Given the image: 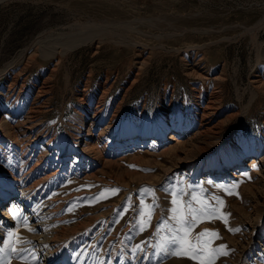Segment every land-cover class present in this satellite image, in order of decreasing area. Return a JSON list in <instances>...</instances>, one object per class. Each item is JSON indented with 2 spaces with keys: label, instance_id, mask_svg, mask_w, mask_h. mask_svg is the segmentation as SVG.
<instances>
[{
  "label": "rangeland",
  "instance_id": "1",
  "mask_svg": "<svg viewBox=\"0 0 264 264\" xmlns=\"http://www.w3.org/2000/svg\"><path fill=\"white\" fill-rule=\"evenodd\" d=\"M92 20L101 25L112 22L110 27H116L115 22L118 25L126 22L127 26L114 28L117 33L112 34H116V40L124 35L130 42L141 41L147 45L104 42L95 48L86 43L58 62L38 54L23 74L21 68L5 70L37 37L70 35L79 31V24ZM106 20L110 22H104ZM191 47L201 48L196 51ZM32 54V49L27 52V56ZM195 56L203 57L200 76L191 75L186 66L192 64ZM219 75L220 110L216 116L219 127H215L213 136L198 140L200 145L188 162L212 154L225 163L235 157L228 147L246 153L247 158L255 152L264 153V91L260 90L251 107H246L250 101V80L264 81V0H0V163L7 171L4 177L0 176V183L24 167V161L15 160L22 151L31 165L42 159L44 167L39 172L36 170L42 176L44 169L55 168L57 163L53 161H61L59 154L72 152L71 142H75L79 129L89 130V138L106 130L99 148L105 149L102 151L104 159L118 166L96 173L97 178H88L84 173L78 174L77 166L84 163L90 173L97 172L104 159L98 162L82 152L81 160L66 159L63 165L66 170L38 182L39 187L30 193V196L37 194L32 211L50 219L45 230L71 227L100 215L79 230L80 243L61 261L69 264H197L188 258L157 255L152 247L157 242V225L170 216L171 193L179 191L188 200L192 193H199L212 207L216 206L212 198L218 197L225 205L222 211L230 214L227 223L221 219L205 220L192 229L193 237L205 229L219 234V238H204L211 239L212 248L223 246L214 264H264V241L256 238L257 232L264 230V207H260L263 215L254 222L253 229L248 224H238L233 216L234 205L252 211L247 188L257 184L254 179L248 176L217 182L212 178L204 179L200 175L203 172L200 170L205 169L203 159L198 169L192 168V175L184 169L163 174L156 166V163L169 165L168 157L162 152L163 138L156 136L158 131L163 129L168 135L171 126L179 124L181 131L195 132L200 126V110L206 106L207 93L214 90L209 79ZM45 78H50L47 80L49 92L37 99V89ZM18 96L19 103L27 98L30 105L35 98L37 105L49 102L48 111L37 116L43 125L34 138H29L22 127V122L28 119L27 108H19L17 116L3 109ZM13 129L18 130L17 137L21 139L9 133ZM114 136L118 139H111ZM144 136L145 144L142 143ZM129 137L132 141L125 145L122 141ZM56 138L64 145L59 151H56ZM151 139H154L153 145L149 144ZM47 141L49 149H44ZM111 171L122 179H117ZM132 173L151 177L160 174V178L152 180L150 177L141 182L132 180ZM145 188L154 190V196L145 193ZM109 189L120 191L113 194L106 191ZM229 191L233 194H228ZM101 193H105L106 198L96 199ZM141 200L159 205L152 226L143 232L138 227ZM47 209L49 213L45 212ZM14 231L21 233L20 228L10 232ZM29 232L31 237L28 238L27 233H19L27 243L15 246L26 250L22 255L34 257L30 263L39 264V241L35 234L40 231ZM5 239L1 249L9 245L8 234ZM136 245H142L143 251L134 252ZM4 255L0 253V258ZM6 255H10L9 264L20 259L10 251Z\"/></svg>",
  "mask_w": 264,
  "mask_h": 264
},
{
  "label": "bare ground",
  "instance_id": "2",
  "mask_svg": "<svg viewBox=\"0 0 264 264\" xmlns=\"http://www.w3.org/2000/svg\"><path fill=\"white\" fill-rule=\"evenodd\" d=\"M104 22H110V21L106 20ZM111 23H103L102 22V25H101L99 22H95V21L93 22V20H92V22H88L85 24H79V28H78L79 31L71 33L70 35H66V36L60 35L57 37H50V36L37 37L32 42L30 47L27 48L21 54V56L16 61L13 62V64L12 63L10 64L12 67L9 65L8 67L5 68V70H9L12 68H21L20 70L23 74V72H25V70L28 69L30 61H34L36 55H38V54H40L45 59L53 58V59H55L56 62H58V61H60L62 56L66 55L68 52L74 50L75 48L76 49L79 48L80 46H82L86 43L91 44V45H95V48H99V45L104 43V42H108V43L120 42V43H125V44L133 43L135 46H139V47H145L147 45L141 41L130 42L128 40V38L124 35H120V37H119L120 40H116V34L115 35L112 34V32L114 33L117 31V30L115 31L114 28H117L118 26H124V25L127 26V23L126 22H120L118 25L115 22L113 24L116 27H110ZM89 29L91 31L90 32L88 31L89 33H86L85 30H89ZM104 29H109V30H111V32L110 31L108 32L107 30H104ZM207 29L213 30L212 28H209V27H207ZM137 32L139 33V31H137ZM120 34H122V33H120ZM118 35H119V33H118ZM159 47H161V46H159ZM146 48H148V46ZM191 48H193V49L196 48V51H197V49H199L201 47H191ZM31 49L34 51V54L27 56V52ZM202 59H203V57L196 58V56H195V58H192L193 62L191 65L187 63L186 66H188V68L187 67L186 68L190 71L191 75H199L200 76V74L202 72L200 71L199 65L203 61ZM1 72H3V71H1ZM21 72H18V73H21ZM50 78H48V79H50ZM219 78L221 79L220 75L209 79L210 87L212 86L214 90H212L210 93H207L206 106L202 107V109L200 110V116H201L200 126L198 127V129L195 132L189 133V131H181V127L178 126L179 124L176 125L175 127L174 126L173 127L171 126V128L169 127L171 131L168 130L169 131L168 135L166 134V131L163 129L162 130L160 129L158 131L159 134H156V136L160 135V137L163 138V141H164L163 147L164 148H163L162 152L164 153V155L166 157H168L169 165L166 166L167 163H165L166 165L156 163V166H158L160 168V170L162 171L163 174H168L174 169H181V170L184 169L185 173L192 175L193 174L192 168L195 167V169H198L200 164H203V163H200V161H202V159H203L205 161V164H204L205 169L200 170V171H203L202 174H200V175H201V177L204 176V179L212 178L217 182V181L223 180V179L224 180H227V179L233 180V179L239 178L241 176L251 177V179H254L253 181H255L257 183L256 185L250 186L247 188L248 189L247 194L249 196H251L249 198L252 200V203H253L252 204V211L247 212V210L245 209L244 206L240 207L238 205H234L233 206V207H235L234 210H236L239 214L235 211V214H233V216L236 219V222H238V224L240 222L245 223V224H248L251 229H253L252 226L254 225V222L256 220H258L260 217H262V215H263V212L261 213L259 209H260V207L261 208L264 207V153L260 154V152H255L252 154L253 155L252 157L247 158L246 153L239 152V151L233 149L232 147H228L229 150H231V151H233V153H235V157H233V158L230 157V159H228L225 163H223L222 160H220L219 156H213L212 154L211 155L206 154V155H204L205 158L204 157L199 158L195 162L194 161H192V162L187 161L192 156V154L196 151V149L199 147L200 144L199 145L197 144L198 140H203L205 137L214 134L215 133L214 129H217L219 127V126L217 127V125H216V116L219 114V110H220V106L218 105V101L220 99V96L217 93V89L219 90V86H217V85H219L218 84L219 82L217 80H219ZM45 79L42 82L43 84H41L40 87H38V89H37V94L35 95L37 99L42 98L43 96H45V94L47 92H49L48 91L49 86H48V82H47L48 79H46V80ZM203 79H205V78L203 77ZM249 84H250L249 85L250 87L248 90L251 93H250V101L246 105L247 108L251 107L252 103L258 97L259 91L260 90L264 91V81L262 82L259 79H251ZM19 98H20L19 96L17 98H15L14 99L15 101L10 103L9 107L5 106V107H3V109L6 108L7 112L8 111L13 112L15 114L14 116H17L19 114L18 113L19 110H21V109L25 110L27 108L28 110L26 112V115H27L26 119L27 118L28 119H27V121L22 122V127L24 128V129L23 128L22 129H23V131L26 130L25 134H28L29 138H34L40 134L41 130H39V129L43 125V124L41 125V121H39V118L37 116L42 115L43 113H46L48 111V109H49L48 103L49 102L48 101H42L40 105H37V104H35L37 101L35 98V100H33L31 105H30V104H28V101H29L28 98L26 99V101L22 100L21 103L18 102ZM19 108H21V109H19ZM102 108H104V107H102ZM199 108H201V107H199ZM95 109L97 110V107ZM96 110H94V112H92L93 119H95V116L97 115L95 113ZM5 115H7V113H4V116ZM219 123H218V125H219ZM10 126H11V124H10ZM13 127H14V125H13ZM215 127H217V128H215ZM7 128H9L8 125H7ZM9 129H11V128H9ZM17 131L18 130L13 129V130L9 131V133H11V135L13 137H17L18 136V134L16 133ZM77 133H78V136L75 138V142H71V145H72L71 151L72 152L68 153L69 152L68 151L67 153L63 152V153L59 154L58 158H60L61 161H59L57 159H56L57 161H53L54 163H57V165L54 164L55 168L51 167L52 169H50V170L44 169L43 175L40 176V174L37 173V171L38 172L41 171V169L44 167V163L42 162V159L40 158L35 164L31 165V161L29 160V158H27V156H25L24 152L22 151V153H20V156L16 157L17 159H15V160H19V161L22 160V162L24 161V163H25L24 167L25 168L21 167V169L16 170V172H13L12 174H10L4 183H0V207L2 208L1 209V215H0V245L3 244L4 241L6 240L5 236H7V234H9L10 231L13 230L14 228H20L21 233L22 232L27 233V238L31 237V233L29 231L32 232V231L37 229L40 231L39 234H35L38 236L36 240L39 241V247H38V251H37V253L40 256L39 258H41L39 264H69L67 261L64 263L65 260L61 261V259L67 258L68 255H70V252L73 250V248H75L76 245H78L80 243L79 239L77 237L79 234V230H81V228L85 227L86 225L89 226L90 224H92V221H94L96 218H98L100 216V215H98V216L94 215L92 217H89L87 221L85 220L79 224H76V225L74 224V226H71V227L64 226L61 228H56V229L54 228L53 230H45L44 226L46 224L50 223V219L48 221V219L44 218V215H42V214L37 215L31 209V207L33 208V205L36 202V201L34 202V199H36L37 194L30 196V193L33 192L35 190V188L39 187L37 185L38 182L47 181L48 178L52 179V177L54 178V176L59 171L63 172L64 170H66V168L63 166L67 162V161H65L66 159L74 158L77 160L78 159L81 160L82 157L80 154H82V152H87L88 155L93 157L98 162L100 160L104 159L103 153H105V152H102V151L103 150L105 151V149L103 147L99 148V144L101 142V139L103 138L102 137L103 134L106 133V130H102L97 136L91 135L90 138L88 137L89 130L84 131L83 127H82V129H79V131ZM23 135H24V133H22V136ZM18 138L19 137H17V140H18ZM19 139H21V138H19ZM111 139H118V137L114 136V138L112 137ZM140 139L142 140L141 136H140ZM146 139H147L146 136H144L142 143L145 144ZM55 140H56L55 144L57 145V148L55 147L56 151L57 150L59 151L61 145L62 146H64V145L60 139L56 138ZM153 140L154 139H151L149 144L152 143V145H153V142H154ZM131 141H132V137H129V138L124 139L122 142L126 145L127 143H130ZM46 144H47V146L44 147V149H49L50 145H48L49 144L48 141L46 142ZM144 144L142 145L143 147H144ZM100 146H102V145H100ZM136 146H135V148H136ZM21 148H22V146H21ZM23 148L21 150H23ZM153 148H154V146H153ZM147 150H149V149H147ZM144 152H145V150H144ZM225 154L229 155L231 153L225 152ZM27 155H28V153H27ZM51 155H53V154H51ZM55 155H56V153H55ZM15 156H16V154H15ZM62 156H64V157H62ZM65 156H68V157L65 158ZM108 159H110V158H108ZM164 159L166 160V158H164ZM165 160H164V162H165ZM49 163L50 162H48L47 164L49 165ZM115 166H118V164L115 163L114 161L104 159V162L102 161V166L98 169V171L96 169L97 172L90 173L89 169H87L84 166V163H82L81 165L79 164L77 166L78 167L77 171H78V174L80 172L84 173L83 175L88 177V178H97L96 173H98V172L104 173L106 169H112ZM48 167H50V165ZM22 170L24 171V174H22ZM6 172H7L6 167L2 163H0V176L4 177L3 175H6L5 174ZM69 172H71V171H69ZM111 173L114 176L116 175L113 171H111ZM134 174L135 173H132L130 178L132 180H137V181H141V182L146 180L147 178L151 177V176H142V175H138V174H136L134 176ZM154 175L151 177V179L152 180L153 179L159 180L160 174H159V177H154ZM115 177H117V175ZM117 179L121 180L122 178L117 177ZM151 179H150V181H151ZM216 185H218V184H216ZM245 186H247V185H245ZM245 188H244V190H245ZM250 204H251V201H250ZM14 211H17V213L14 214ZM45 212L49 213L48 209ZM236 214H237V216H236ZM235 219H234V221H235ZM25 221H27V227L24 224ZM32 221H35V222L31 223ZM29 228H31L32 230L28 231ZM19 233L20 232H18V234ZM252 234H254L253 231H252ZM256 235H257V237H256L257 239H259L260 241H264V230H262L260 233L257 232ZM63 240L66 243L63 245H60L61 241H63ZM5 245H7V244H5ZM61 247H63V248L57 253V255L53 259V255ZM0 249H1V246H0ZM17 257L18 256H15V258H17ZM13 264H23V262L21 259L17 258V260H14ZM30 264H33V263H30Z\"/></svg>",
  "mask_w": 264,
  "mask_h": 264
},
{
  "label": "snow or ice",
  "instance_id": "3",
  "mask_svg": "<svg viewBox=\"0 0 264 264\" xmlns=\"http://www.w3.org/2000/svg\"><path fill=\"white\" fill-rule=\"evenodd\" d=\"M106 191L115 194L120 190L109 189ZM143 191L145 193H152L154 196V190L145 188ZM228 194L233 193L229 191ZM171 196L172 207L169 209L170 216L156 227L155 235L157 242L152 245L155 253L157 255L163 254L178 258H188L196 261L197 264H214L216 256L222 254L223 246L221 248H212L211 239L205 240L204 238H219V234L208 229H205L195 237L191 233L196 224L202 223L205 220L221 219L227 223L230 214L222 211L225 207L223 200L213 197L212 199L215 201L216 206L212 207L209 201L199 193H192L190 200L185 199L179 191H173ZM100 198H106L105 193H101L100 197L96 199ZM140 204L141 210L138 217V227L143 232L152 226V218L159 205L156 203L149 204L144 200H141ZM124 211L126 212L127 209ZM24 224L27 227V221ZM28 230L32 229L29 228ZM8 236L9 245L4 249H0V253H5L3 258H0V264H9L10 256L6 255L9 251L11 254L19 256L23 264H30L31 259L34 257L21 255V252H26V250L15 246L17 243H27V241H24L18 232L15 231L10 232ZM133 251L142 252L143 246L136 245Z\"/></svg>",
  "mask_w": 264,
  "mask_h": 264
}]
</instances>
